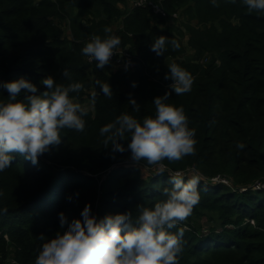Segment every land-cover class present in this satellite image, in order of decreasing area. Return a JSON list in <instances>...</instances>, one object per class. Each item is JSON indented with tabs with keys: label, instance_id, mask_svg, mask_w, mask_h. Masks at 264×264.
I'll return each mask as SVG.
<instances>
[{
	"label": "trees",
	"instance_id": "trees-1",
	"mask_svg": "<svg viewBox=\"0 0 264 264\" xmlns=\"http://www.w3.org/2000/svg\"><path fill=\"white\" fill-rule=\"evenodd\" d=\"M152 1L164 14L150 5L126 6L124 0H0V82L23 77L39 94L47 76L67 85L62 75L67 69L84 86L70 94L74 102L90 103L97 93L84 132L63 129L61 143L36 165L16 156L0 173V208L7 209L0 213V264H7L10 247L13 264H34L45 242L40 236L47 240L60 230L61 212L70 222L88 204L98 218L125 212L135 218L137 205L152 207L164 199L167 174H156V165L134 166L127 151L106 147L99 129L124 113L141 121L154 115L153 98L171 91L164 75L172 63L193 77L189 93H172L167 102L184 108L196 144L193 155L163 163L170 172L200 176V201L178 225L179 264H264V188H252L264 183V14L248 13L240 0H218V6L210 0ZM185 17L199 25L185 24L187 46L203 61L184 57L180 36L173 33L179 29L166 25ZM67 20L72 38L61 34ZM94 35L118 36L117 49H128L134 64L114 71L111 63L103 70L94 63L89 77L81 49ZM161 35L179 48L168 45L157 56L150 45ZM97 79L110 84L111 99L95 88ZM0 94L6 102L8 93ZM129 94L139 112L128 104Z\"/></svg>",
	"mask_w": 264,
	"mask_h": 264
},
{
	"label": "clouds",
	"instance_id": "clouds-1",
	"mask_svg": "<svg viewBox=\"0 0 264 264\" xmlns=\"http://www.w3.org/2000/svg\"><path fill=\"white\" fill-rule=\"evenodd\" d=\"M210 2L218 6V0ZM240 2L248 13L264 14V0ZM105 32L111 30L106 28ZM120 45L121 40L116 35H94L82 47L81 54L103 70L111 63ZM168 45L179 48L177 41L161 35L151 43L150 50L162 56ZM167 69L164 79L172 81L168 85L171 91L153 98L154 115L145 116L141 121L124 113L99 129V134L105 137L106 147L113 152L127 151L134 166L156 165V174H167L168 186L161 192L164 199L152 207L137 205L135 218L129 212L98 218L88 204L81 210V218H73L70 222L61 212L58 214L60 230L47 240L40 236L45 242L37 250L34 264H179L183 230L178 225L192 214L200 201V176L198 173L188 177L180 171L170 172L163 163L193 155L196 144L195 131L189 127L184 108L167 102L172 93L176 96L189 93L193 77L175 63L167 65ZM62 75L70 81L67 85L47 76L40 81L46 90L39 94L37 85L23 77L0 82V89L8 93L6 102L0 101V173L11 168L16 156L36 165L39 156L61 143L63 129L85 131L84 117L89 108L94 107L97 93H92L88 106L74 102L70 94L80 93L84 86L72 81L67 69H63ZM136 86V82H132V87ZM97 87L103 96L113 97L108 82L97 79ZM22 94L23 99H19ZM128 104L134 111H140V105L131 94ZM120 141H127L126 147ZM237 147L243 148V145ZM4 212L7 209L0 208V213Z\"/></svg>",
	"mask_w": 264,
	"mask_h": 264
},
{
	"label": "rangeland",
	"instance_id": "rangeland-1",
	"mask_svg": "<svg viewBox=\"0 0 264 264\" xmlns=\"http://www.w3.org/2000/svg\"><path fill=\"white\" fill-rule=\"evenodd\" d=\"M124 2L126 3V6L128 4L130 7H145L146 5H150L155 12H159L161 14H164L162 8L159 7L158 5L154 4L152 0H145V2L143 4H141V5H135V0H124ZM157 8H158V10H157ZM180 15H181L180 12L178 14L173 13L172 14V17H177V16L180 17ZM87 17H90V16L87 15ZM185 24H191V25H194V26H199V25L196 24V21L195 20H187L186 17L184 18L183 21H180V20H178V21H176V20H169L168 21V24H166V25L168 27H171L173 25L175 28H178L179 29V31H176V30L173 31V33L176 34V32H177L179 34V36H180L181 43L184 46V52L182 54L184 57H190V58H194L195 60H201V61H203V59H201V57L198 56L195 51H193L192 49H190L187 46V33L188 32H187V29L185 27ZM60 27H61V34L64 37L72 38V36H71V31H72L71 21L67 20V21L61 23L60 24ZM180 33H181V35H180ZM85 58L87 59L86 56H85ZM93 64H94V62H93ZM93 64L91 65V63H89L86 66L85 72L87 73V75L89 77H91V75H92L91 72H92ZM111 68L114 71H116V69H120V68H116L115 69V68L112 67V65H111ZM81 105L82 106H88L89 105V102H86V103L81 104ZM89 109H91V107ZM146 174H147V172L146 171H143V175H146ZM8 251H9V253H8L9 258L7 259V264H13V263H15V260L12 258V256L14 255L13 254V248L10 247L8 249Z\"/></svg>",
	"mask_w": 264,
	"mask_h": 264
},
{
	"label": "built area",
	"instance_id": "built-area-1",
	"mask_svg": "<svg viewBox=\"0 0 264 264\" xmlns=\"http://www.w3.org/2000/svg\"><path fill=\"white\" fill-rule=\"evenodd\" d=\"M145 2V0H135V5H141ZM158 10V8H157ZM116 54L113 55V57L111 58V65L113 68H120V69H126L125 65L127 64L128 67L130 68L134 62H133V56L131 54V52L128 49H116ZM87 60V59H86ZM88 64L89 61L87 60ZM93 63H91L92 65ZM222 183L224 184H228V180L227 179H221ZM253 189H263L264 188V183L263 182H256L254 183Z\"/></svg>",
	"mask_w": 264,
	"mask_h": 264
}]
</instances>
